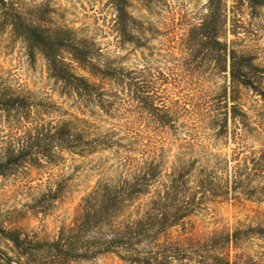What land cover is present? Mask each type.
<instances>
[{
	"label": "rangeland",
	"instance_id": "1",
	"mask_svg": "<svg viewBox=\"0 0 264 264\" xmlns=\"http://www.w3.org/2000/svg\"><path fill=\"white\" fill-rule=\"evenodd\" d=\"M14 1L24 11L49 9L50 23L69 26L80 37L94 41L102 51V62H113L127 69L151 68L156 89L165 97L179 100L181 107L171 127L158 126L132 106L123 85L109 78L94 77L73 63L78 74L88 76L110 92H119L112 97L118 110L108 115L97 102L86 101L76 92L64 89L62 82L51 75L43 54L37 52L32 60L26 43L13 32L10 23L3 21L0 11V89L29 96L36 113L24 120L21 115L14 117L0 112V155L12 137L23 133L26 121L81 119L91 124L94 132H110L116 125V133L125 137L124 142L135 134L159 141L156 143L163 146V153L171 163L180 158H197V166L217 167L223 180L230 181V190L193 213L187 219L186 231L181 227L171 229L174 237L186 232L199 240L187 245L200 251L196 250L190 260L172 259L171 264H199V253L208 261L215 251H223L209 246L207 241L217 232L233 233L236 229L264 225V194L248 193L251 187L264 185V99L251 88L242 87L237 103L246 115H233L229 87L226 91L229 75L212 66H200L196 71L188 69L185 38L189 28L208 12L209 0H128L136 19V42L120 40L114 26L113 0ZM238 13L240 26H235L233 33L236 13L229 12L228 38L236 40L239 49L254 54L255 61L264 67V7L256 16L246 6ZM224 94L228 96L224 98ZM222 124L224 130L216 134ZM191 135L194 144L187 145L185 139ZM119 162L114 147L85 154L63 150L54 163L43 160L1 175L0 226L18 229L34 240L56 239L60 228L72 222L82 199L98 181L118 176ZM236 176L243 183L233 188ZM59 184L62 190L58 198H42ZM224 251L231 258L238 254L264 262V237L255 232H241L239 239ZM34 253L38 263L55 264L51 263V251L39 249ZM20 258L26 259L0 233V264H18ZM67 264L133 263L116 253H104Z\"/></svg>",
	"mask_w": 264,
	"mask_h": 264
},
{
	"label": "trees",
	"instance_id": "2",
	"mask_svg": "<svg viewBox=\"0 0 264 264\" xmlns=\"http://www.w3.org/2000/svg\"><path fill=\"white\" fill-rule=\"evenodd\" d=\"M113 3L114 26L120 40L136 42V19L129 10V1L113 0ZM244 6L256 16L264 7V0H209L208 12L189 28L185 38L189 71L212 66L229 75L226 91L229 87L233 115H246L237 103L242 87L251 88L264 99V67L255 61L254 54L239 49L237 41L228 38L229 12L236 13L232 23L234 33L241 21L238 12ZM0 11L3 21L10 23L13 32L26 43L28 56L34 60L37 52L43 54L51 75L62 82L64 89L76 92L86 101L97 102L108 115L118 110L112 97L119 92H110L88 76L78 74L73 65L76 63L94 77L109 78L123 85L132 106L141 110L140 115H147L158 126L174 124L180 102L156 89L151 68L127 69L113 62H102V51L95 42L80 37L69 26L52 25L49 9L24 11L14 0H0ZM33 108L29 96L0 89V112L14 117L21 115V119L27 120L28 115H36ZM26 122L23 133L12 137L0 155V176L26 164H39L43 160L54 163L63 150L85 154L113 147L120 157L121 170L116 177L98 181L82 199L72 222L63 225L52 241L34 240L18 229L0 226V233L26 258L24 261L20 258L18 264H41L34 253L39 249L51 251V263L55 264L93 259L104 253H116L133 264H171L172 259H192L199 249L187 244L199 240L186 232L174 237L171 229L181 227L186 231L187 219L193 213L229 192L230 181L223 180L217 167L197 166V158H180L171 163L163 153V146L156 143L159 141L135 134L124 142L125 137L116 133V125L110 132L101 133L92 131L91 124L81 119L54 122L33 118ZM219 128L216 134L224 130L223 124ZM194 141L192 135L185 139L187 145H193ZM237 178L233 188L243 183ZM61 186L51 188L42 198H58ZM258 192L264 194V185L251 187L248 193ZM241 232H255L264 237V225L213 234L207 239L209 246L223 251H215L208 261L199 253V264H264L244 255L231 258L224 251L239 239Z\"/></svg>",
	"mask_w": 264,
	"mask_h": 264
}]
</instances>
